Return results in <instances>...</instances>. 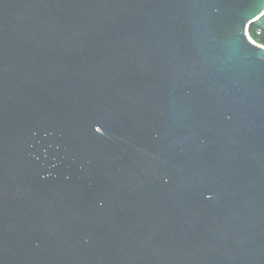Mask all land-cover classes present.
Segmentation results:
<instances>
[{
  "label": "water",
  "instance_id": "95a60500",
  "mask_svg": "<svg viewBox=\"0 0 264 264\" xmlns=\"http://www.w3.org/2000/svg\"><path fill=\"white\" fill-rule=\"evenodd\" d=\"M264 0H0V264H264Z\"/></svg>",
  "mask_w": 264,
  "mask_h": 264
},
{
  "label": "trees",
  "instance_id": "16d2710c",
  "mask_svg": "<svg viewBox=\"0 0 264 264\" xmlns=\"http://www.w3.org/2000/svg\"><path fill=\"white\" fill-rule=\"evenodd\" d=\"M248 35L252 40L264 46V14L248 26Z\"/></svg>",
  "mask_w": 264,
  "mask_h": 264
}]
</instances>
